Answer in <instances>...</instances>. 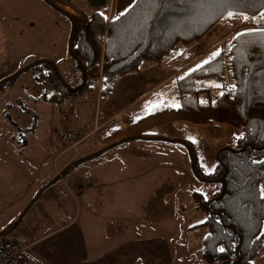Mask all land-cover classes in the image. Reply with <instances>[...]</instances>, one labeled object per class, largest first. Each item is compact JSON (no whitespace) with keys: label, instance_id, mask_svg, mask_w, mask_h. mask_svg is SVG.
I'll list each match as a JSON object with an SVG mask.
<instances>
[{"label":"rangeland","instance_id":"374dc122","mask_svg":"<svg viewBox=\"0 0 264 264\" xmlns=\"http://www.w3.org/2000/svg\"><path fill=\"white\" fill-rule=\"evenodd\" d=\"M77 1L90 12L105 5L115 17L135 0H96L97 6L88 0ZM262 23L264 19L258 16L219 22L197 45L207 53L197 54L191 69L175 74L176 79L158 92L172 100L171 106H182L185 99L179 95V78L192 79L182 73H189L213 53L220 54L235 33ZM71 32L70 19L45 0H0V81L33 62L48 59L70 86H80L82 75L69 51ZM178 47L180 51L182 47ZM46 70L45 64H38L0 88V233L6 232L31 199L73 160L86 159L42 192L20 224L0 237V248L11 242L24 245L23 240L59 227L55 237L65 240L71 259L79 256L83 264H209L202 256L206 214L196 208L193 193L201 191L212 200L216 189L222 187L194 175L189 151L180 140L193 143L198 164L208 174L217 165L219 150L234 145L238 129L229 123L171 117L148 127L149 135L156 137L153 139L137 138L96 155L118 139L102 143L104 136L90 137L95 134L91 133L84 143L69 149L62 132L67 122L92 124L104 107L119 109L131 103H135L133 112L148 104V111L140 116L153 112L150 105L157 99L142 95L167 72H130L115 79L111 93H104L103 98L100 82L91 78V89L66 98L74 109L72 106L66 112L64 122L59 103L35 100L44 91H52L51 78L41 79ZM224 80L230 81L227 73L225 77L209 76L198 86L215 94ZM171 87L176 89L175 95L167 93ZM99 119L102 122L103 118ZM260 187L264 194V180ZM29 222L35 223L30 229ZM66 223L67 229L62 227ZM253 264H264V250Z\"/></svg>","mask_w":264,"mask_h":264},{"label":"trees","instance_id":"16d2710c","mask_svg":"<svg viewBox=\"0 0 264 264\" xmlns=\"http://www.w3.org/2000/svg\"><path fill=\"white\" fill-rule=\"evenodd\" d=\"M52 1L75 11L70 10L78 25L74 50L87 69L84 89H91V78H97L102 98L104 93H111L115 79L139 70L144 61L169 60L176 47L200 42L221 21L232 22L243 16L264 19V0H135L115 17L105 5L90 12L77 0ZM229 12L233 16L229 17ZM43 64L47 70L41 79L51 78L52 91H44L35 100L53 101L61 108L74 93L58 80L49 64ZM226 73L230 83L224 80L215 94L198 86L209 76L225 77ZM188 75L192 79L179 78V95L185 99L182 106L175 108L172 100L165 98L150 114L135 119L126 129L107 131L100 141L149 135L148 127L171 117L229 123L238 129L232 149L223 148L212 172L201 170L195 152L202 175L220 177L227 168L224 195L210 200L203 192L194 191L193 197L196 208L206 214L202 223L207 228L202 241L204 260L209 264H238L240 259L239 264H253L264 250V194L260 187L264 180V23L235 33L226 49ZM203 91L206 94L202 97ZM79 163L80 158L73 160L69 169ZM220 193L218 188L214 196Z\"/></svg>","mask_w":264,"mask_h":264},{"label":"crops","instance_id":"0c3cea01","mask_svg":"<svg viewBox=\"0 0 264 264\" xmlns=\"http://www.w3.org/2000/svg\"><path fill=\"white\" fill-rule=\"evenodd\" d=\"M88 1L91 2L93 6H97V5H94V4L98 3L96 0H88ZM68 9H70V8H68ZM198 43L199 42L193 43L190 45H180L179 47H182V49L180 51L175 52L174 56H172L169 60L167 59L163 63L144 61L141 65L140 69L135 71V72L142 73L143 71L148 69L149 71L155 72L156 75H157V73H161V71H166L167 74L163 77V79H160L157 82V84L155 83L153 88L149 89V91L147 93L143 94L142 98L143 97H145V98L151 97L152 99H157V102L155 103V105L162 104V102L165 100V94L164 95L160 94L158 92V90L162 89V87L165 86L171 80L174 81V79H176V77H177V75H175V74H177L178 72L180 73L182 70L191 69L193 62L197 60L194 57L197 54H199L200 52H202V51H199V48H198L199 46H197ZM204 52H206V51L202 52L203 55L207 53V52L206 53H204ZM150 63H154V64H150ZM201 64H203V63H201ZM201 64H199V66ZM195 68H193V69H195ZM182 74H188V72H183ZM175 90L176 89L174 87H171L167 90V93L170 95L175 94L174 93ZM166 98H168V97H166ZM134 105H135V103H131L129 105H125L122 108L110 109V110H108L106 107H104V109L100 110V113H99V118H103L102 122H100V119L98 118V115H97V117L95 118V120L92 124H90V123L84 124V126H78V124H75V126L77 125V127L82 128L86 132L95 131L94 132L95 134H92L90 137H92L96 134H98V135L100 134V137H103L104 133L106 134L107 131L111 132L112 129L110 130V129L106 128L105 126H102L100 128V130L96 131L95 127L97 124L104 125L109 120L114 118L117 114H119L123 111H127L134 118V120L139 118L140 114L143 115L148 111V104H147V105H145L139 109H136L133 112L132 106H134ZM73 109H74V106H73ZM140 117H143V116H140ZM11 140H13V139H11ZM87 145L91 146V147H95V145H93V144L92 145L87 144ZM26 192H28V191H26ZM56 197H58V195H56ZM46 216H48V214H46ZM60 219H62V217ZM34 224L35 223H30V222L27 223V228L30 229ZM69 225H70V223H69ZM66 226H68L67 223L62 225L63 228H66ZM58 230H60L59 227L45 232V234H43L40 237H35V238L30 237L28 240H23L25 243L24 245H28V247L29 246L30 247L27 249L26 253H24L21 256V258L19 259V261L16 264H83V262L79 256H76L73 259H71V256L68 254L69 250H67V248H66L67 242L65 240H59L58 237H55V235L57 234L55 232ZM81 238H82V235H81ZM11 243H16V242H11Z\"/></svg>","mask_w":264,"mask_h":264},{"label":"water","instance_id":"95a60500","mask_svg":"<svg viewBox=\"0 0 264 264\" xmlns=\"http://www.w3.org/2000/svg\"><path fill=\"white\" fill-rule=\"evenodd\" d=\"M45 1L48 4H50L52 7L56 8L58 11H60L61 13H63L65 16H67L70 19V21H71V24H72V32H71L70 43H69V51H70V54H71L72 58L77 62V64L79 65V67L82 70V83H81V85L78 86V87H72V86H70L63 79V77L61 76V73H60L58 67L56 66V64L54 62H52L51 60L43 59V60H38L36 62L31 63L30 65L24 67L22 70H19L17 73L13 74L12 76H9L8 78L0 81V86L2 84H4V83L8 82V81H11V80L17 78L22 72L28 70L31 67H34V66H36L38 64L47 63V64H49L53 68L56 77L58 78V80L64 86H66L73 93L80 92V91H82L85 88L86 83H87V69H86L85 65L83 64L82 60L77 56V54L75 53V50H74V41H75V37H76V34H77V29H78L77 20H76L75 16L71 12H69L68 10L62 8L61 6H59L58 4H56L55 2H53L52 0H45ZM137 138L153 139V138H156V137H153V136H150V135H132V136H128V137L122 138L120 140H117V141H115L113 143L108 144L104 148L100 149L96 153V155H100L104 151L109 150L110 148H113V147H115V146H117V145H119L121 143L128 142V141H131V140H134V139H137ZM180 142L182 144H184L187 147L188 151H189L190 159H191V167H192V171H193L194 175L200 181H202V182H211V183L221 184V186H222L221 193L217 197V198H221L224 195V192H225V182H224V178H225V176L227 174V168L225 167V172L220 177L210 178V177H206V176L202 175L200 173V171L198 170V167H197V164H196V157H195V152H194L193 146L188 141H185V140H180ZM229 149H232V147H229ZM221 151L222 150H219V152H218V158H219V155H220ZM85 159H86L85 157L84 158H80L81 161H83ZM69 167H70V164L65 168V171H63L62 174H60L58 177L54 178L50 183L46 184V186H44L40 190V192L38 193V195H36L33 198V200L30 202V204L27 206V208L22 212V214L20 215V217L18 218V220L16 222H14V224L6 232H1L0 233V237L9 234L13 229H15L19 225V223L22 220V218L24 217L25 213L38 200V198L41 196L42 192L47 187H49L51 184L55 183L57 180H59L60 178H62L65 175L66 170L69 169ZM236 262L239 264L240 263V259H238Z\"/></svg>","mask_w":264,"mask_h":264},{"label":"built area","instance_id":"2783aa9c","mask_svg":"<svg viewBox=\"0 0 264 264\" xmlns=\"http://www.w3.org/2000/svg\"><path fill=\"white\" fill-rule=\"evenodd\" d=\"M232 96V94H230ZM72 107V104L69 101H65L61 105L62 119L64 122H67L68 112ZM133 123L131 116L127 111H123L117 114L114 118L109 120L104 125L97 124L95 129L100 130L102 126H105L108 129L122 128L126 129ZM63 137L67 143H69L68 148H75L86 138H88L91 133L95 131L86 132L80 127L73 125L72 123H66L63 128ZM105 134V133H104ZM26 246L20 244H6L0 250V264H14V262L19 258L20 254L25 250Z\"/></svg>","mask_w":264,"mask_h":264},{"label":"snow or ice","instance_id":"6c2138e0","mask_svg":"<svg viewBox=\"0 0 264 264\" xmlns=\"http://www.w3.org/2000/svg\"><path fill=\"white\" fill-rule=\"evenodd\" d=\"M228 16L231 17L233 16V13L232 12H229L228 13ZM244 19H248V17H244ZM219 55V52H215L212 54L211 57H209V60H211L212 58H214L215 56ZM209 60H205L204 63L207 64L209 63ZM197 67H200L199 65ZM217 87H219V85H217ZM174 107H179V105H173ZM150 107L152 108H156V107H159V105H150ZM221 251H223V249H221Z\"/></svg>","mask_w":264,"mask_h":264},{"label":"flooded vegetation","instance_id":"af4514ba","mask_svg":"<svg viewBox=\"0 0 264 264\" xmlns=\"http://www.w3.org/2000/svg\"><path fill=\"white\" fill-rule=\"evenodd\" d=\"M218 196H219V195H218ZM218 196H214V198H217ZM214 198H213V199H214ZM31 201H32V199H31ZM27 204H28V203H27ZM29 204H30V203H29ZM29 204H28V205H29ZM28 205H27V206H28ZM30 208H31V207H30ZM30 208H29V209H30ZM29 209H28V210H29ZM27 212H28V211H27ZM27 212H26V213H27ZM26 213H25V214H26Z\"/></svg>","mask_w":264,"mask_h":264},{"label":"bare ground","instance_id":"6f19581e","mask_svg":"<svg viewBox=\"0 0 264 264\" xmlns=\"http://www.w3.org/2000/svg\"><path fill=\"white\" fill-rule=\"evenodd\" d=\"M237 261V260H236Z\"/></svg>","mask_w":264,"mask_h":264}]
</instances>
